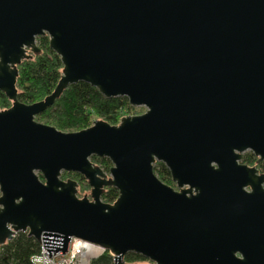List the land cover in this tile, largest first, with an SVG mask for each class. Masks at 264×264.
<instances>
[{"label": "water", "instance_id": "obj_1", "mask_svg": "<svg viewBox=\"0 0 264 264\" xmlns=\"http://www.w3.org/2000/svg\"><path fill=\"white\" fill-rule=\"evenodd\" d=\"M42 36L64 73L26 105L18 66ZM80 82L146 112L73 133L36 120ZM0 92V245L24 232L50 258L75 238L115 264H264V175L240 164L264 160V0H0Z\"/></svg>", "mask_w": 264, "mask_h": 264}, {"label": "trees", "instance_id": "obj_2", "mask_svg": "<svg viewBox=\"0 0 264 264\" xmlns=\"http://www.w3.org/2000/svg\"><path fill=\"white\" fill-rule=\"evenodd\" d=\"M37 42L40 52L18 66L19 76L16 84L18 100L26 105L41 102L53 94L64 73L61 58L50 48L49 37H39ZM12 105V101L5 94L0 93V109L6 110ZM137 108L132 107L126 97L106 98L97 88L80 82L70 85L54 105L37 116L36 120L61 132L73 133L92 127L96 121L118 126L122 118L130 115ZM91 161L106 172L112 167L111 161L107 158L93 156ZM242 161L245 164H252L256 158L249 152ZM260 168L264 172V162ZM154 171L163 183L171 187L175 186L169 169L163 163H156ZM62 179L76 180L80 183L79 187L83 185L82 189H90L87 180L80 174L64 172ZM79 187L78 196L81 198ZM118 197L119 191L110 186L104 189L102 201L105 204H114ZM41 249L40 242L20 232L12 240L0 246V264H33V257L38 256ZM91 264L115 263L111 254L106 251ZM123 264H151V262L138 254L129 253L125 256Z\"/></svg>", "mask_w": 264, "mask_h": 264}, {"label": "built area", "instance_id": "obj_3", "mask_svg": "<svg viewBox=\"0 0 264 264\" xmlns=\"http://www.w3.org/2000/svg\"><path fill=\"white\" fill-rule=\"evenodd\" d=\"M18 233L20 232H14L13 238L16 237ZM41 246V253L38 256L33 257V264H91L92 261L98 259L106 252L99 246L72 238L71 242L69 243L68 251L65 254H62V251H58V253L54 255L53 251H51L52 257L50 258L48 250L44 247V241L41 242ZM89 247L95 248L96 252H98L97 255L88 257L87 253ZM112 257L113 259L115 258L114 256Z\"/></svg>", "mask_w": 264, "mask_h": 264}, {"label": "rangeland", "instance_id": "obj_4", "mask_svg": "<svg viewBox=\"0 0 264 264\" xmlns=\"http://www.w3.org/2000/svg\"><path fill=\"white\" fill-rule=\"evenodd\" d=\"M1 110H4V109H1ZM7 110V109H6ZM146 112V109L144 108V107H138L137 108V110L135 111H133V112H131L130 113V115H128V116H136V115H141V114H144ZM127 117V116H126ZM249 153V152H248ZM247 153H245L244 154V156L246 155ZM105 171V170H104ZM106 172V171H105ZM106 173H108L109 175H108V177H110V173L109 172H106ZM69 180H71V179H69ZM73 180V179H72ZM64 181H67V180H64ZM76 181V180H75ZM78 182V181H77ZM79 183V182H78ZM79 185H80V183H79ZM82 187H83V185L82 186H80L79 187V191L82 193V195L83 196H85V197H89V198H91V187H90V189H88V188H84V189H82ZM175 188H176V186H174ZM0 196H1V194H0ZM82 198V197H81Z\"/></svg>", "mask_w": 264, "mask_h": 264}, {"label": "flooded vegetation", "instance_id": "obj_5", "mask_svg": "<svg viewBox=\"0 0 264 264\" xmlns=\"http://www.w3.org/2000/svg\"><path fill=\"white\" fill-rule=\"evenodd\" d=\"M0 93H2V92H0ZM4 94V93H3ZM12 107V106H11ZM248 153V152H247ZM252 153V152H251ZM253 154V153H252ZM254 155V154H253ZM243 157H244V155H243ZM254 157L256 158V161L255 162H253L252 164H245V163H243V158H242V160H241V162H240V164H243V165H245V166H248L249 168H256L257 170H258V174L259 175H264V172L261 170V168H260V166H261V164L264 162V160H262V161H259V158L258 157H256L255 155H254ZM171 174V173H170ZM107 175H109L108 173H107ZM175 184V183H174ZM175 186H176V184H175ZM173 188H175V187H173Z\"/></svg>", "mask_w": 264, "mask_h": 264}, {"label": "bare ground", "instance_id": "obj_6", "mask_svg": "<svg viewBox=\"0 0 264 264\" xmlns=\"http://www.w3.org/2000/svg\"><path fill=\"white\" fill-rule=\"evenodd\" d=\"M97 253L98 252H96V249L95 248H93V247H89V249H88V257H92V256H94V255H97Z\"/></svg>", "mask_w": 264, "mask_h": 264}]
</instances>
